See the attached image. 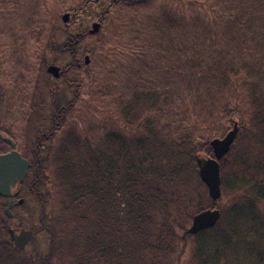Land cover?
<instances>
[{
	"label": "trees",
	"instance_id": "trees-1",
	"mask_svg": "<svg viewBox=\"0 0 264 264\" xmlns=\"http://www.w3.org/2000/svg\"><path fill=\"white\" fill-rule=\"evenodd\" d=\"M137 1L110 0V5L130 8ZM178 1L183 17L151 11L134 27L132 38L142 49L152 45L167 55L163 73L169 90L134 91L114 98L115 128L93 141L71 125L51 145L47 142L52 131L59 129L73 104L59 102L51 120L42 122L51 129L37 133L29 157L23 155L30 163L25 180L31 191V185L37 187L45 177L40 165L43 151H49L57 198L47 218L59 230L57 238L62 239L68 264H171L189 237L194 242L185 264H262L263 249L236 258L237 243H248V235L236 229L241 228L240 218L248 220L252 232H261L254 242L264 245V52L250 48L244 39V31L264 33V0ZM185 26H196L198 33H189L194 38L187 40L183 32H176ZM213 29L216 33H210ZM82 32H66L59 50L74 55ZM246 57L258 62L259 69L251 71L246 61L238 63ZM180 60L188 64L186 69L178 66ZM201 69L207 77L204 85L215 93L202 106L194 91L202 84ZM242 101L248 108L245 122L238 125L229 152L219 161L221 194L228 189L240 193L233 202H240V207L231 203L228 216L218 207L221 217L206 229L208 236H203L206 230L196 234L184 230L179 235L175 230L183 229L195 213L217 208L198 176L196 158L201 149L195 134H210L223 117L232 116L229 108ZM162 124L174 132L161 134ZM206 144L202 153L212 156ZM251 187L255 190H246ZM37 194L44 207L46 199ZM3 200L8 198L0 196V264H19L8 262L21 250L13 247L10 227L4 224L9 217ZM259 206L263 215L257 218ZM50 257L46 254L37 262L51 264Z\"/></svg>",
	"mask_w": 264,
	"mask_h": 264
},
{
	"label": "rangeland",
	"instance_id": "rangeland-1",
	"mask_svg": "<svg viewBox=\"0 0 264 264\" xmlns=\"http://www.w3.org/2000/svg\"><path fill=\"white\" fill-rule=\"evenodd\" d=\"M181 10L182 6L178 0H140L130 8L110 5V0H0V130L13 140L15 149L22 156L29 157L35 135L51 129L48 124L42 122L48 123L51 120L50 117L58 107L57 103L73 101L64 122L59 129L52 131L53 135L47 144H54L61 133L72 126L93 141L106 134L118 123L115 120L117 115L114 98L128 97L134 91L170 89L163 73L168 68L167 55L163 51L160 54L152 45L149 49L146 47L142 49L139 47L140 43L132 38L138 24L146 21L145 14L153 11L165 16L176 14L183 17L185 13ZM66 12L69 17L65 23L61 20V15ZM93 22L100 23L99 30L96 33H89ZM195 27L187 29L185 26L176 32H183L184 38L186 36L188 40L194 38L191 34L198 33L194 31ZM81 31L84 35L79 40L74 55L59 50L58 47L65 40L66 32L74 34ZM190 32L192 33L189 34ZM210 33H216V30L213 29ZM253 34L255 36L251 38ZM244 35L250 48L255 47V50L264 52L262 31L259 33L244 31ZM85 56L89 58L87 64H84ZM181 61L178 62V66H184L186 69L188 64ZM245 61L251 71L259 69L258 62L252 63L247 57L238 63L242 64ZM73 63L79 65L59 78L52 77L45 70L49 64L66 69ZM206 78L201 69L198 79L202 84L199 87L194 86L198 96L197 102L201 106L203 102H211L215 97V93L209 90L211 87L204 85ZM244 102L235 107L231 106L229 109L232 116L223 117L210 134L200 132L195 134L196 147L201 149L200 156H206L204 152L202 153L207 146L206 143L213 137L224 135L232 127L233 121H237L238 125L245 122L243 113L248 112V108ZM161 130V134L167 136L174 132L171 127H165L164 124L161 125ZM5 149H8V145L0 140V150ZM48 157L49 151H43L40 173L45 177H41V184H37V187L31 185V191L30 181L27 183L25 181L17 187L20 189L19 195L23 198L24 204L12 207L13 216L4 222L13 229L24 227L34 232L21 251L10 255L9 263L18 261L19 264H38L37 259L44 258L50 253L51 264L69 263L63 252L62 239L60 236L57 238L59 230L47 218L54 205L53 199L57 198L51 180L53 167L50 166ZM235 171L233 169L231 174H236L237 178ZM246 190L254 191L255 188ZM229 191L228 189L223 192L216 200L217 208L222 207L226 210L227 216L231 215L229 213L231 203L240 197V193ZM37 192L47 201L44 207L39 196L37 198L34 195ZM239 203L233 204L240 207ZM255 215L257 218L263 215L260 206L255 210ZM190 222L183 229L177 228L175 231L179 235L182 234ZM239 225L241 228H237L236 231L248 235V241L246 239L245 241L251 246L244 241L238 242L236 250L239 253L237 255L233 253V257L236 255V258L241 260L244 256L240 255L254 254L253 250H264V245L259 241L254 242L255 238L258 240L261 238V232H256L257 234L252 232V227L249 228L251 223L246 219L240 218ZM221 226L222 224L220 228ZM210 234V231L206 230L203 236ZM193 242L194 237L187 238L183 244V251L171 264H185Z\"/></svg>",
	"mask_w": 264,
	"mask_h": 264
},
{
	"label": "water",
	"instance_id": "water-1",
	"mask_svg": "<svg viewBox=\"0 0 264 264\" xmlns=\"http://www.w3.org/2000/svg\"><path fill=\"white\" fill-rule=\"evenodd\" d=\"M69 14L63 13L61 20L66 22ZM100 23L93 22L89 33H96L99 30ZM88 57H84V64H87ZM46 72L54 78L60 76V67L50 64L46 67ZM238 130L237 121H233L232 127L221 137H213L209 140L208 145L211 148L212 157L198 156L196 158L197 171L200 181L205 185L207 195L212 200H217L221 195V175L219 160L225 158L231 144L233 143ZM5 141L10 147L9 151L0 152V196H16L18 191L11 192L18 183H21L28 172L29 162L15 148L11 138L6 137ZM23 198H18L17 203L21 204ZM13 205V199L7 202L5 213L7 217L12 216L10 208ZM221 216L217 208H206L191 217V222L185 232L187 234H196L199 231L210 228L216 224ZM12 245L15 249L21 250L29 242L32 236V230L20 227L15 230H9Z\"/></svg>",
	"mask_w": 264,
	"mask_h": 264
},
{
	"label": "flooded vegetation",
	"instance_id": "flooded-vegetation-1",
	"mask_svg": "<svg viewBox=\"0 0 264 264\" xmlns=\"http://www.w3.org/2000/svg\"><path fill=\"white\" fill-rule=\"evenodd\" d=\"M65 52H67L68 54H71V53H69L68 51H65ZM50 65V64H49ZM47 67V66H46ZM71 69V67H67L66 69H61V67H60V77H62L63 76V73H67L69 70ZM63 72V73H62ZM64 74V75H65ZM59 78V77H58ZM7 136L0 130V140L1 141H4V143H6L7 144V142L5 141V138H6ZM10 150V148L8 147V149H5L4 151H2V150H0V152H6V151H9ZM28 160V159H27ZM27 174H28V172H27ZM26 177H27V175H26ZM26 179V178H25ZM26 180H24L23 182H25ZM23 182H21L20 184H22ZM19 184V185H20ZM17 186V185H16ZM16 190V187L14 188V189H12L11 191H15ZM18 191V195H16V196H10L9 198H8V201L10 200V199H13V205L15 204V201H17V199L19 198V191H20V189H18L17 190Z\"/></svg>",
	"mask_w": 264,
	"mask_h": 264
}]
</instances>
